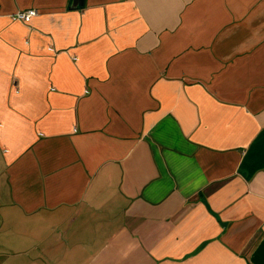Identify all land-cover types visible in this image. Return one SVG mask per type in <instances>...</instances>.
<instances>
[{
	"label": "crops",
	"instance_id": "1",
	"mask_svg": "<svg viewBox=\"0 0 264 264\" xmlns=\"http://www.w3.org/2000/svg\"><path fill=\"white\" fill-rule=\"evenodd\" d=\"M69 3L0 0V264H249L264 0Z\"/></svg>",
	"mask_w": 264,
	"mask_h": 264
},
{
	"label": "water",
	"instance_id": "2",
	"mask_svg": "<svg viewBox=\"0 0 264 264\" xmlns=\"http://www.w3.org/2000/svg\"><path fill=\"white\" fill-rule=\"evenodd\" d=\"M84 0H70L69 9H78L83 7ZM249 264H264V237L258 242L249 256Z\"/></svg>",
	"mask_w": 264,
	"mask_h": 264
},
{
	"label": "built area",
	"instance_id": "3",
	"mask_svg": "<svg viewBox=\"0 0 264 264\" xmlns=\"http://www.w3.org/2000/svg\"><path fill=\"white\" fill-rule=\"evenodd\" d=\"M37 15V11L34 8H30L27 10H20L13 14L12 18L14 20H19L24 23H30L32 18Z\"/></svg>",
	"mask_w": 264,
	"mask_h": 264
}]
</instances>
